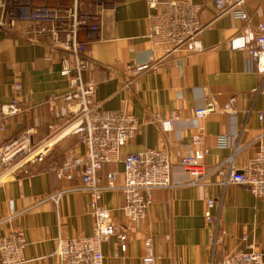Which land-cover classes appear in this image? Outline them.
I'll list each match as a JSON object with an SVG mask.
<instances>
[{"label":"crops","instance_id":"obj_1","mask_svg":"<svg viewBox=\"0 0 264 264\" xmlns=\"http://www.w3.org/2000/svg\"><path fill=\"white\" fill-rule=\"evenodd\" d=\"M203 6L202 32L204 50L194 54L164 56L146 37L154 9L147 0H115L104 14L102 30L85 37L84 56L89 62L85 79L97 85L96 102L106 110L133 113L141 126L122 149V157L148 148L165 149L176 161L185 151L196 131L193 110L203 106L210 96L217 101L218 112L206 119L205 159L208 168L231 158L234 148H218L217 136L239 134L242 147L234 154L235 168H245L264 143V94L255 89L260 76L251 68L246 54L232 50L227 40L240 32L245 22L235 14L236 7L218 12L214 0H193ZM248 22L256 27L264 22V0H246ZM45 42H29L16 32L0 28V105L19 97L28 110L12 116L7 130L0 133V147L9 139L32 129L34 141L47 138L54 115L47 99L51 94L68 91L67 75L59 54L48 59ZM148 64L134 72L132 67ZM74 106L59 102L60 113ZM181 110V118L171 132H165L158 120ZM262 114V118L260 117ZM60 137L45 162L30 165L29 174L6 178L0 182V236L12 229L25 232L28 245L26 261L21 264H57L54 254L59 238L91 236L94 218L87 192L71 190L52 198L64 189L82 185L80 177L63 180L48 169L50 160L62 156L69 148L83 152L77 137L68 132L64 119ZM122 162L109 163L101 172H118L122 182ZM220 176L211 174L207 184H190V175L175 164L173 185L154 192L147 218L129 222L120 210L124 199L119 190L105 191L101 204L111 210L115 223L123 224L133 239L123 252L113 236L103 245L104 264H144L145 238L152 237L156 264H218L225 254L239 246L255 243L264 253V198L253 195L242 185L219 184ZM214 198L213 210L223 241L213 251L210 239L213 227L205 219L206 200Z\"/></svg>","mask_w":264,"mask_h":264},{"label":"built area","instance_id":"obj_2","mask_svg":"<svg viewBox=\"0 0 264 264\" xmlns=\"http://www.w3.org/2000/svg\"><path fill=\"white\" fill-rule=\"evenodd\" d=\"M154 9L147 38L154 47H161L164 56L194 54L204 50L202 32L203 6L193 0H147ZM246 0H214L218 12L222 13L235 7V14L245 22L240 32L231 36L226 45L232 50H241L251 68L260 76L255 89L264 94V22L256 27L248 20L244 10ZM115 0H0V28L6 32H16L29 42H45L49 46L48 59L59 54L62 69L67 75L68 91L64 95L51 94L47 103L54 115L50 125V135L34 141L32 129L7 140L0 147V182L29 174L30 165L45 162L60 137L59 121L64 119L68 132L77 137L84 151L69 148L58 158L50 160L48 169L58 178L72 180L80 177L82 185L78 188L64 189L52 198L67 191L81 190L90 195L91 213L94 218V231L91 236L59 238L54 252L57 264H104L103 245L113 236L118 238L123 252L128 250L133 239L131 232L114 221L111 210L101 204L105 191L119 190L124 202L120 210L129 222H143L154 199V192L173 185V166L178 164L190 175V184H207L208 177L217 173L219 184L242 185L253 195L264 198V143L243 169L235 168L233 156L242 150L238 143L239 134L224 133L217 136L218 148H234L231 158L208 168L205 159L210 152L206 146V119L218 112L217 101L210 96L203 106L193 110L196 131L185 151L176 161L165 149L148 148L130 152L122 157V149L133 138L141 124L131 112L106 110L96 102V82L85 79L89 71L88 59L83 49L85 37L91 32H100L104 14L113 8ZM85 36V37H84ZM148 67V64L133 66L134 72ZM74 106L67 114L58 110L62 100ZM25 100L19 97L0 105V133L7 130L12 116L28 110ZM262 118V114H260ZM181 118L178 109L170 117L158 120L165 132H171L174 124ZM122 162V182L118 172L105 174L101 182V172L109 163ZM216 201L206 200L205 219L213 227L210 246L223 241L226 233L220 230L218 218L214 215ZM7 219H0V225ZM28 245L25 232L12 229L0 236V264H21L26 261L25 250ZM152 237L145 238L144 264H156L158 257L152 251ZM218 264H264V253L255 243L247 248L235 247L228 251Z\"/></svg>","mask_w":264,"mask_h":264}]
</instances>
